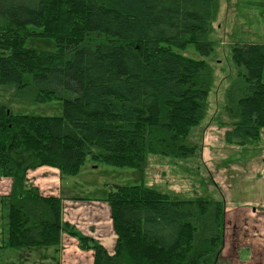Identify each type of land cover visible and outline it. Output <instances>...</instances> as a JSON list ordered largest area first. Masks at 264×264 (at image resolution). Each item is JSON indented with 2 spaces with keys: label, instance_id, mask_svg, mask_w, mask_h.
<instances>
[{
  "label": "trees",
  "instance_id": "1",
  "mask_svg": "<svg viewBox=\"0 0 264 264\" xmlns=\"http://www.w3.org/2000/svg\"><path fill=\"white\" fill-rule=\"evenodd\" d=\"M217 0H0V84L22 102L60 101L62 117L13 115L0 109V176L13 179L8 248H58L74 237L94 264H212L223 249L225 204L174 201L145 186L121 187L103 200L111 209L115 252L62 219V198L28 187L40 167L77 176L87 161L143 172L149 155L185 159V140L204 119ZM54 39L55 52L28 48ZM239 67L225 92L221 124L229 145L257 148L264 129V44L236 45ZM31 76L30 83L24 82ZM23 149L22 164L12 153Z\"/></svg>",
  "mask_w": 264,
  "mask_h": 264
},
{
  "label": "rangeland",
  "instance_id": "2",
  "mask_svg": "<svg viewBox=\"0 0 264 264\" xmlns=\"http://www.w3.org/2000/svg\"><path fill=\"white\" fill-rule=\"evenodd\" d=\"M216 7L212 31L209 34V40L213 44L210 56L202 55L193 47L177 50L179 54L187 58L205 61L212 74L205 117L185 140L187 146L194 148V153L185 159L149 155L146 158L143 172L109 166L88 158L77 176L64 177L62 183L65 185L66 192H69L71 196L85 200H102L109 192L115 190L116 186H145L169 195L174 201L212 200V169H205L202 163V153H206V159L211 164L213 153H229L236 149L234 147L231 150L225 142V131L229 128L221 125L225 121L223 115L225 92L230 89L239 71V67L233 61L232 49L236 45L264 44V0H217ZM26 46L39 52L57 50L56 41L47 38H31ZM31 81V76L24 77L25 83ZM1 108L20 116H63L60 101L55 100L46 104L22 102L16 98L14 87L0 84ZM12 156L14 161L30 163L32 159V153L25 152L23 149L14 151ZM3 187L6 186H0L2 193L6 190ZM0 197L4 199L7 196ZM3 213L5 215L7 213L8 217L7 206ZM66 245L70 253L66 264H88L89 256L80 249L79 242L77 246L81 254H73L76 250L73 247L74 243H66ZM41 249H55V247ZM41 249L35 252L39 258H42ZM18 251L21 250L0 252V264H9L11 260L18 264L21 253ZM62 254L60 252V257ZM227 256L228 253L223 254L224 258Z\"/></svg>",
  "mask_w": 264,
  "mask_h": 264
},
{
  "label": "crops",
  "instance_id": "3",
  "mask_svg": "<svg viewBox=\"0 0 264 264\" xmlns=\"http://www.w3.org/2000/svg\"><path fill=\"white\" fill-rule=\"evenodd\" d=\"M228 146L231 150L234 147L236 149L229 153H213L211 164L206 159V153H202L205 169H212V200L209 201L225 204L224 246L211 261L212 264H264V129L261 132V144L255 149L229 144ZM25 162L27 161L17 163ZM25 176L27 186L38 187L43 196L62 198L63 221L74 225L81 235L96 240L111 255L114 254L117 237L111 209L103 201L105 198L85 200L71 196L62 183L65 176L61 175L58 169L29 167ZM12 184V178L0 176V186H6L0 196H8ZM4 209L6 211V204L0 197V252L14 250L7 246L8 217L7 213H3ZM66 243H74L76 250L73 254H81L77 240L63 234L58 248L19 249L21 251L18 252L21 253L18 264H66L70 258ZM39 249L42 251V258L35 255ZM60 252L63 253L61 257ZM84 253L89 256L88 264H94L93 252ZM224 253H228L227 258L223 257ZM8 263L16 264L12 260Z\"/></svg>",
  "mask_w": 264,
  "mask_h": 264
}]
</instances>
